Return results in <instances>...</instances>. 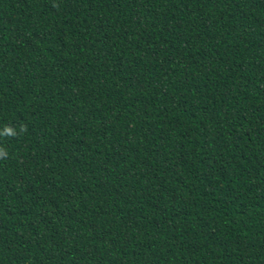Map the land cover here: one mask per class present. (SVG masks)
Listing matches in <instances>:
<instances>
[{
  "label": "trees",
  "instance_id": "16d2710c",
  "mask_svg": "<svg viewBox=\"0 0 264 264\" xmlns=\"http://www.w3.org/2000/svg\"><path fill=\"white\" fill-rule=\"evenodd\" d=\"M6 126L0 264H264V0H0Z\"/></svg>",
  "mask_w": 264,
  "mask_h": 264
},
{
  "label": "clouds",
  "instance_id": "9594fccd",
  "mask_svg": "<svg viewBox=\"0 0 264 264\" xmlns=\"http://www.w3.org/2000/svg\"><path fill=\"white\" fill-rule=\"evenodd\" d=\"M21 130L26 131V127L21 126ZM16 133L13 131L11 127L6 126L3 133H0V135H15ZM6 155V152L3 148H0V157H4Z\"/></svg>",
  "mask_w": 264,
  "mask_h": 264
}]
</instances>
